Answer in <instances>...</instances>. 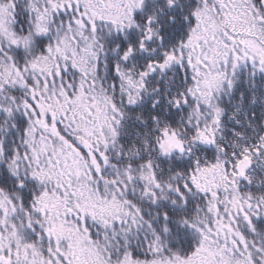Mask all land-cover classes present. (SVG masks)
<instances>
[{"label":"snow or ice","instance_id":"1","mask_svg":"<svg viewBox=\"0 0 264 264\" xmlns=\"http://www.w3.org/2000/svg\"><path fill=\"white\" fill-rule=\"evenodd\" d=\"M0 264H264V0H0Z\"/></svg>","mask_w":264,"mask_h":264},{"label":"trees","instance_id":"2","mask_svg":"<svg viewBox=\"0 0 264 264\" xmlns=\"http://www.w3.org/2000/svg\"><path fill=\"white\" fill-rule=\"evenodd\" d=\"M201 158H203V154H202V157H201ZM208 158L211 159V154H208ZM244 190H245V192H247L248 194H252V193H251V190H249V189H247V188H245ZM256 195H261V194H260V193H256Z\"/></svg>","mask_w":264,"mask_h":264},{"label":"rangeland","instance_id":"3","mask_svg":"<svg viewBox=\"0 0 264 264\" xmlns=\"http://www.w3.org/2000/svg\"><path fill=\"white\" fill-rule=\"evenodd\" d=\"M241 187H242V188H244V189L246 188V186H245V185H243V184L241 185Z\"/></svg>","mask_w":264,"mask_h":264}]
</instances>
